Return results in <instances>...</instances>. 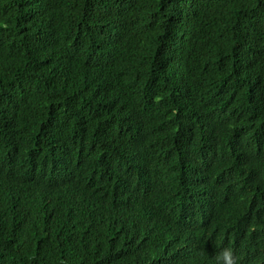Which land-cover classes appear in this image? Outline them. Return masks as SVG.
Here are the masks:
<instances>
[{
  "label": "trees",
  "instance_id": "1",
  "mask_svg": "<svg viewBox=\"0 0 264 264\" xmlns=\"http://www.w3.org/2000/svg\"><path fill=\"white\" fill-rule=\"evenodd\" d=\"M230 127L264 130V0H0V264H264L255 209L180 189L264 169Z\"/></svg>",
  "mask_w": 264,
  "mask_h": 264
},
{
  "label": "clouds",
  "instance_id": "2",
  "mask_svg": "<svg viewBox=\"0 0 264 264\" xmlns=\"http://www.w3.org/2000/svg\"><path fill=\"white\" fill-rule=\"evenodd\" d=\"M231 127L229 130L227 129V139L231 144L247 145L254 143L259 146L260 149L264 150L263 129L260 127H258V129L253 127L247 130L245 128L235 129ZM176 160L179 167L182 169L180 189L181 187L183 188L181 190L183 191L184 198L188 202L194 201L201 208L206 209L218 206L217 202L222 200L226 206H233V202H236L233 207L242 211L255 209L257 213L255 223L244 228L243 236L241 240L237 242L238 248L243 253L254 251L259 244L261 234L264 232V222L262 220L264 216V169L261 170L258 175L252 176L253 179L248 178L249 175L242 176L231 188L233 191L221 195L212 179L200 177L194 165L191 167L187 162L181 159L176 158ZM155 163L154 166L159 168L156 174L159 178L164 177L166 170L165 164L161 161ZM251 188H255L256 191L251 192ZM217 195L224 198L221 199ZM246 196L250 198L244 199ZM235 259L234 251L230 247L223 248L215 254L216 264H235ZM248 262H251L249 264H263L255 263L252 260Z\"/></svg>",
  "mask_w": 264,
  "mask_h": 264
},
{
  "label": "bare ground",
  "instance_id": "3",
  "mask_svg": "<svg viewBox=\"0 0 264 264\" xmlns=\"http://www.w3.org/2000/svg\"><path fill=\"white\" fill-rule=\"evenodd\" d=\"M226 190H230V191H233V190H231V189H226ZM254 191H256V189L255 188H251V192H254ZM250 197H248V196H246V197H244V199H249ZM222 199V198H221ZM236 204V202H233V206ZM234 207H231V209H233ZM215 225V224H214ZM249 263H251V262H249Z\"/></svg>",
  "mask_w": 264,
  "mask_h": 264
}]
</instances>
